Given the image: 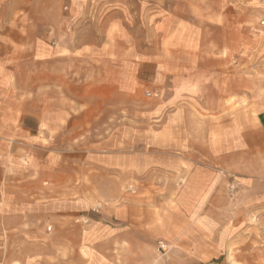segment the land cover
I'll use <instances>...</instances> for the list:
<instances>
[{
    "label": "rangeland",
    "instance_id": "obj_1",
    "mask_svg": "<svg viewBox=\"0 0 264 264\" xmlns=\"http://www.w3.org/2000/svg\"><path fill=\"white\" fill-rule=\"evenodd\" d=\"M263 22L264 0H0L3 264H264Z\"/></svg>",
    "mask_w": 264,
    "mask_h": 264
},
{
    "label": "crops",
    "instance_id": "obj_2",
    "mask_svg": "<svg viewBox=\"0 0 264 264\" xmlns=\"http://www.w3.org/2000/svg\"><path fill=\"white\" fill-rule=\"evenodd\" d=\"M47 55H46V53L44 52V53H41L40 54V58H44V59H46L47 57H46ZM12 62H14V60L12 59V58H8V57H6V56H4V55H0V63L1 64H6V66L8 67L9 66V63H12ZM12 75H9V70H8V68H4V69H2L1 67H0V78H5V79H8L9 77H11ZM0 84H1V82H0ZM237 90V89H236ZM5 93L6 92V90H4V91H2L1 89H0V93ZM0 122H1V125H3V126H8L9 127V129L11 128V127H16L17 125H16V120L14 119V118H10V117H2L1 119H0ZM11 138H9V137H4V135L3 134H0V142L2 141V142H8L9 140H10ZM26 161V160H25ZM10 170H11V168H10V156H9V153H8V150H5V149H2V150H0V185H9L8 183H6V182H4V179H5V176H6V174H8L9 172H10ZM38 206H41V205H37V206H35V208H37ZM43 206H44V208H46L47 207V205L46 204H43ZM31 210V209H30ZM30 212L28 211V210H24L23 209V214L24 215H29L30 216V214H29ZM56 213V212H55ZM10 215H12V214H10ZM10 215H6V217L5 216H2V218H3V220L5 221L6 219L8 220L10 217Z\"/></svg>",
    "mask_w": 264,
    "mask_h": 264
},
{
    "label": "built area",
    "instance_id": "obj_3",
    "mask_svg": "<svg viewBox=\"0 0 264 264\" xmlns=\"http://www.w3.org/2000/svg\"><path fill=\"white\" fill-rule=\"evenodd\" d=\"M263 24H264V22H263ZM0 264H3V260L0 258Z\"/></svg>",
    "mask_w": 264,
    "mask_h": 264
}]
</instances>
